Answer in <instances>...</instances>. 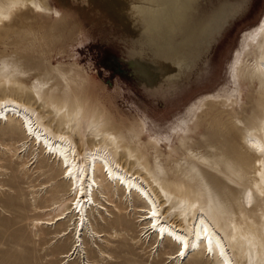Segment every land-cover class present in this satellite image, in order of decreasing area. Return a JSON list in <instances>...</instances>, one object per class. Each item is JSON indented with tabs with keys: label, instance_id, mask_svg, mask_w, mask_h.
Segmentation results:
<instances>
[{
	"label": "bare ground",
	"instance_id": "bare-ground-1",
	"mask_svg": "<svg viewBox=\"0 0 264 264\" xmlns=\"http://www.w3.org/2000/svg\"><path fill=\"white\" fill-rule=\"evenodd\" d=\"M197 1L183 0L178 8ZM130 7L128 19L133 22ZM123 10L117 12L121 17ZM68 24L65 18L57 25L28 1L0 20V124L18 122L35 146L58 161L72 196L62 211L65 202L45 209L36 205L48 212L47 217L34 219L37 234L46 225H62L70 214L77 239L66 264L81 260L89 214L100 209L96 199L100 173L124 196L136 195L145 204L140 208L147 225L144 244L153 246L160 257L164 243H173L177 251L168 256V264H187L199 254L213 264H264V27L245 38L244 51L232 67L234 84L245 83L251 90L250 104L243 102L238 109L236 89L227 87L223 96L193 106L188 114L191 123L183 122L184 141L171 144V153L179 157L177 166L169 168L161 158L159 162L150 158V150L163 157L161 144L154 138L143 141L144 129L137 118L116 115L107 105L103 82L77 61L51 60ZM69 33L75 37L74 28ZM174 61L163 68V75L182 80L187 63L179 53ZM43 109L50 114L49 121ZM202 127L205 131L197 137ZM171 209L174 219H162ZM68 231H60L59 237ZM100 236L92 231V237Z\"/></svg>",
	"mask_w": 264,
	"mask_h": 264
},
{
	"label": "rangeland",
	"instance_id": "rangeland-1",
	"mask_svg": "<svg viewBox=\"0 0 264 264\" xmlns=\"http://www.w3.org/2000/svg\"><path fill=\"white\" fill-rule=\"evenodd\" d=\"M25 1L57 25L69 20L75 37L70 38V29H66L55 43L51 60L55 64L77 61L103 82V96L113 112L136 117L144 129V142L150 138L160 142L163 157L150 150L152 161L161 158L169 168L177 166L179 156L171 153V144L184 141L187 125L183 122L191 123L188 114L193 106L223 96L227 87L236 89L238 109L243 102L250 104L251 90L245 83L242 87L234 84L232 67L244 51L245 38L264 27V0H198L182 9L178 3L183 0H0V20ZM130 6L133 22L128 19ZM119 9L125 19L118 15ZM177 53L189 70L182 80L174 81L163 75V68L175 63ZM42 114L49 121L50 114L44 109ZM204 131L202 127L197 137ZM62 172L60 163L35 146L18 122L0 124V264H66V255L72 253L77 239L71 215L62 225H46L38 234L33 224L48 213L36 205L45 209L65 202L61 211L70 205V186ZM99 182L96 199L100 209L89 214L91 231L83 238L85 252L72 264L94 260L100 264H168V256L177 251L173 243H164L160 257L155 256L153 246L144 244L147 225L140 208L145 204L136 195L124 196L121 188L100 173ZM160 198L165 199L164 194ZM170 203L166 209L175 202ZM174 213L171 209L162 219L173 220ZM66 228L69 233L59 237ZM93 230L101 236L92 237ZM187 264H213V260L199 254Z\"/></svg>",
	"mask_w": 264,
	"mask_h": 264
},
{
	"label": "snow or ice",
	"instance_id": "snow-or-ice-1",
	"mask_svg": "<svg viewBox=\"0 0 264 264\" xmlns=\"http://www.w3.org/2000/svg\"><path fill=\"white\" fill-rule=\"evenodd\" d=\"M153 215H155V213H153ZM208 251H209V252H211V251H212L211 247H209ZM223 254H224V253H223V252H221V255H223ZM180 255H184V253H183V252H181V253H180Z\"/></svg>",
	"mask_w": 264,
	"mask_h": 264
}]
</instances>
